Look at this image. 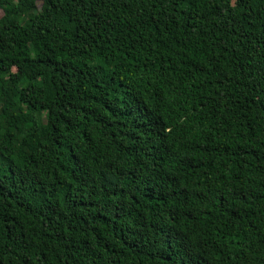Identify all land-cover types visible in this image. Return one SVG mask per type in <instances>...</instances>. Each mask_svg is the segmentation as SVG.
Listing matches in <instances>:
<instances>
[{
    "label": "trees",
    "instance_id": "1",
    "mask_svg": "<svg viewBox=\"0 0 264 264\" xmlns=\"http://www.w3.org/2000/svg\"><path fill=\"white\" fill-rule=\"evenodd\" d=\"M0 264H264V0H0Z\"/></svg>",
    "mask_w": 264,
    "mask_h": 264
},
{
    "label": "rangeland",
    "instance_id": "2",
    "mask_svg": "<svg viewBox=\"0 0 264 264\" xmlns=\"http://www.w3.org/2000/svg\"><path fill=\"white\" fill-rule=\"evenodd\" d=\"M41 7V5L40 4H38V8H40Z\"/></svg>",
    "mask_w": 264,
    "mask_h": 264
}]
</instances>
